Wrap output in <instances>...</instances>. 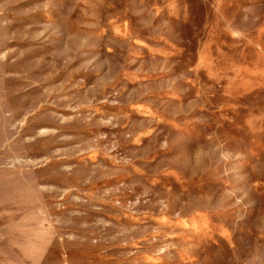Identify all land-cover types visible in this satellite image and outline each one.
Segmentation results:
<instances>
[{
	"label": "rangeland",
	"instance_id": "obj_1",
	"mask_svg": "<svg viewBox=\"0 0 264 264\" xmlns=\"http://www.w3.org/2000/svg\"><path fill=\"white\" fill-rule=\"evenodd\" d=\"M0 264H264V0H0Z\"/></svg>",
	"mask_w": 264,
	"mask_h": 264
}]
</instances>
